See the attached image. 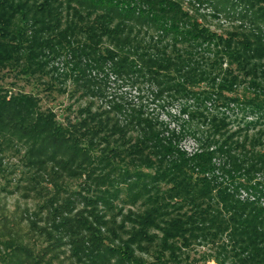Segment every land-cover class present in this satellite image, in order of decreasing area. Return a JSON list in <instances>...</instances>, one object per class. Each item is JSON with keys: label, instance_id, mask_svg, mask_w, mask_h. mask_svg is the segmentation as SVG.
I'll use <instances>...</instances> for the list:
<instances>
[{"label": "trees", "instance_id": "1", "mask_svg": "<svg viewBox=\"0 0 264 264\" xmlns=\"http://www.w3.org/2000/svg\"><path fill=\"white\" fill-rule=\"evenodd\" d=\"M185 5L0 0V72L63 76L86 99L60 117L0 84V177L34 205L20 221L0 212V264H264V152L244 133L256 123L231 131L228 116L192 112L208 131L189 154L148 108L167 94L264 119V0ZM205 5L242 25L212 31L196 14ZM112 83L148 95L128 102L108 94ZM243 85V97L228 95ZM196 246L211 251L191 258Z\"/></svg>", "mask_w": 264, "mask_h": 264}, {"label": "rangeland", "instance_id": "2", "mask_svg": "<svg viewBox=\"0 0 264 264\" xmlns=\"http://www.w3.org/2000/svg\"><path fill=\"white\" fill-rule=\"evenodd\" d=\"M184 1L186 3V8L191 9V6L188 5L191 0ZM213 9L214 8L211 6L205 5L201 6L200 11L196 13L200 21L212 31L219 34H226L242 25L241 18L237 14H234L233 12L230 14L217 13ZM63 17V22H65V24L72 21L70 16H68L66 9H63ZM82 36L83 35L78 34L77 37L81 39ZM60 67L62 69L64 66L60 65ZM60 73L64 74V71H61ZM51 77L52 76H46L42 80L35 78L23 80L15 78L14 74L10 72H0V84L13 91H25L38 95L42 99V108L53 109L60 115V117H64L68 114L66 109L70 105H74L75 108L85 105L86 99H83L80 93L71 96L73 84L70 81L64 79L63 76L59 77L57 80H53ZM52 83H54V88L52 90H47V84ZM109 86V95L114 97L123 96L128 102L139 101V95H141V97H146L148 95L141 91L146 87L145 85H137L133 87L128 84L122 85V83H112ZM201 89H207L206 85L204 84ZM247 92H249V89L246 85H243L238 88L237 92L228 95L243 97ZM146 99L147 98H145V100ZM148 101L149 112L153 117H158L159 121L169 125L170 130L175 131L176 134L181 136L180 144L184 146L186 150L194 151L195 148H198L204 138V136H202L203 133L208 131V126H206L202 119H191L192 112L200 111L209 117L228 116L231 123V126H229L231 131L239 130V128L245 129L247 125L255 122L256 124L251 125L249 130L244 133L253 137H261L262 146H259L257 150L264 152V119L251 114V109L249 108L246 109L242 106H233V110H231L222 106L218 102L209 106L210 108L206 110L205 105H202L200 102L197 103L193 98H175L174 96H169L167 94L155 103L151 100ZM95 103L96 108L102 104L101 100L98 99L95 100ZM145 103H147V101H145ZM138 104L141 103L138 102ZM7 158L10 159V162L12 163L16 162V157H14L12 152L8 154ZM255 178L256 180L263 182L264 173H257ZM8 183H11V186L8 185L5 189L4 186ZM13 183L11 177H0V212L5 213L9 217H15L16 220L20 221L24 220V217L26 216V214H24L25 209L27 207L33 209L34 205L32 201H26L20 194L11 193L15 185ZM263 189L264 187H262V190ZM21 228L25 231L28 228V224L26 222L22 223ZM210 251L211 248H208L207 246H196L189 251V254L191 255V258L200 259V256L203 253ZM62 257L64 258V256ZM199 262V264H203L202 260H199ZM66 264H69V260H66ZM182 264L187 263L183 262ZM206 264H216V262L211 260Z\"/></svg>", "mask_w": 264, "mask_h": 264}, {"label": "built area", "instance_id": "3", "mask_svg": "<svg viewBox=\"0 0 264 264\" xmlns=\"http://www.w3.org/2000/svg\"><path fill=\"white\" fill-rule=\"evenodd\" d=\"M182 146V145H181ZM183 148H184V146H182ZM185 149V148H184ZM197 150V148H195L194 149V151H189V150H187L188 152H189V154H191V153H193V152H195Z\"/></svg>", "mask_w": 264, "mask_h": 264}]
</instances>
